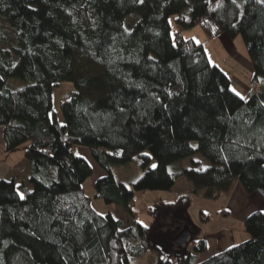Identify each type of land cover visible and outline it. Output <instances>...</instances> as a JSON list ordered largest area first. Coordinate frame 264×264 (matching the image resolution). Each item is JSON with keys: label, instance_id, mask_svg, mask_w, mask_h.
<instances>
[{"label": "trees", "instance_id": "16d2710c", "mask_svg": "<svg viewBox=\"0 0 264 264\" xmlns=\"http://www.w3.org/2000/svg\"><path fill=\"white\" fill-rule=\"evenodd\" d=\"M241 2L0 0L4 149L28 144L34 186L24 198L23 184L0 180V264H135L149 252L155 264H264V211L246 217L245 242L212 257L165 250L151 226L127 225L94 208L83 189L92 165L75 153L79 145L92 150L106 171L95 192L127 211L136 191H168L180 177L207 198L231 193L237 183L264 198V3ZM135 12L140 18L127 27ZM171 14L181 29L199 24L210 38L241 35L259 93L243 98L203 43L181 32L174 39ZM11 78L25 85L16 91ZM65 81L76 90L61 103V125L52 93ZM198 154L210 167L192 162L171 170ZM131 162L143 175L128 187L111 168ZM189 196L148 211L185 208ZM194 241L203 253L207 241Z\"/></svg>", "mask_w": 264, "mask_h": 264}, {"label": "crops", "instance_id": "0c3cea01", "mask_svg": "<svg viewBox=\"0 0 264 264\" xmlns=\"http://www.w3.org/2000/svg\"><path fill=\"white\" fill-rule=\"evenodd\" d=\"M193 28L195 29L197 28V26ZM194 29H190V30H194ZM185 32L186 31L184 30L182 31V34L184 36H185ZM200 36H201L200 42L203 44L204 42L206 43L208 41L211 42L214 40L209 36H207L206 33L201 34ZM190 37L191 38L194 37V39H196L195 36H190ZM217 37L222 40L223 46H226L229 43L234 42V41L232 42L231 41L232 39L226 34L225 35L222 34ZM221 50H222L221 52L218 51V53L216 54V61L214 64L215 65L217 64L220 68H222L224 72L229 76V78H231V88L234 89L243 98L246 99L247 98L246 92L249 90L250 79L253 77V70H254L251 61L247 60L246 56H244L243 53H239L236 50H232L230 53L228 52V49H224L221 47ZM206 51L211 61V57L209 56L207 47H206ZM241 65L247 68L248 70L251 69L252 72L250 73L249 76L247 75L248 73H244V74L239 73L240 78L235 79V74L237 73L236 69ZM27 145L28 144L25 143V145L15 148L12 151H5L4 149L5 142L3 140V135L0 126V180H15L17 184L19 185L23 184L24 189H22L20 193L21 196H23L24 198L27 197L26 196L27 193L31 192L34 188L33 184H31L30 182L31 166L29 160L26 158V152H25ZM75 150H76L75 152L76 155L78 156L80 155L84 157L92 165L93 174L91 176H92V182H94L93 184L95 187V181L99 178H102V176L106 175V171L99 166L96 160H94L91 149L79 145L75 148ZM204 158L205 157L203 155L198 154L194 157H191V161L187 159L185 160L187 162L185 161L179 162L177 163V165L174 166L175 168L174 171L182 167L187 169L191 168L193 167L192 162L198 163L197 169H207L208 167H210V164L209 161L206 158L205 159L208 162L205 161ZM111 170L113 171L116 179L119 180V182H121L122 184H126L128 187H132L133 183H135V181L143 175V170L140 171L138 169L134 171L133 176H127L124 179H119L116 170H114L113 166ZM181 178L184 180H181L180 182L181 185L178 186L177 185L178 180ZM179 179L176 181L175 185L170 190H168L169 193L172 194L169 196L167 194L164 195L165 198L164 199L162 198L159 201H163L166 203L176 202L178 201L180 195L189 194V192L190 193L195 192L193 183L190 180H188L186 177H180ZM153 191H157V190H153ZM200 192L202 193V191ZM157 193H148V189L136 191L135 203L133 204L130 211H127L126 208L119 205L122 209L116 208L114 210H111L110 213H112L114 217L121 219L127 225H135L137 222L142 223L139 220V213L141 211H147L149 207H151V204H149L150 202H145L144 200L150 199L151 197L154 196L157 197L158 195ZM96 196H98L97 192H96ZM214 202L218 207L217 212L221 214L223 213L226 218H223V220L221 221V226L219 228H214L212 231H210L208 226L207 228L208 231L204 235H202L201 238H199V239H205V241H207L206 249L203 251L199 259L212 257L215 254L223 252L225 249L230 248L237 243L245 242L250 237L249 233L245 229L246 217L251 213H254L256 210L264 209V198L260 196V194H258L257 192L248 193L245 190L244 186H242L240 183H237L235 185V188L232 190L231 193L228 194L222 193L219 196L215 197ZM208 217L209 215H207L205 219H208ZM230 217H233L234 219L231 221ZM142 224L145 225L144 223ZM149 255L145 253L144 255L138 257V259H135L134 263L135 264L139 263L141 259H144ZM152 260H153V264H155L156 257L155 256L152 257Z\"/></svg>", "mask_w": 264, "mask_h": 264}, {"label": "rangeland", "instance_id": "374dc122", "mask_svg": "<svg viewBox=\"0 0 264 264\" xmlns=\"http://www.w3.org/2000/svg\"><path fill=\"white\" fill-rule=\"evenodd\" d=\"M239 2H241V0H238ZM243 3V2H241ZM178 16L175 14H171L170 15V24L172 26V37H174V39L176 38L175 36L178 33H182V31H186L185 32V37H190V36H195L196 40L198 42H200L201 39V34H204V30L202 29L201 25L197 24V28H193L194 30H190V29H184L180 26H178L176 18ZM139 13L135 12L132 13L131 15H129L127 17V21H126V26L131 27L136 21H138L139 19ZM195 27V26H194ZM5 32L6 34L10 35L12 37L13 40L16 39V34H14L11 29L5 27ZM214 39L211 42H204L205 47H207L208 49V53L209 56L211 57V62H213V64L216 61V54L219 52H221V47L224 49H228V52L230 53L232 50H236L239 53H243L244 56H246L247 60H250L249 55H247V47L244 44L243 41V37L241 35L237 36L235 39H232L231 41L233 43H229L226 46H223V42L221 39H219L218 37L212 38ZM237 73L235 74V79L240 78L239 77V73H248L247 75L249 76L250 73L252 72V70H248L247 68H245L244 66H240L237 69ZM234 78V77H232ZM253 78V77H252ZM251 78V79H252ZM234 79V80H235ZM250 79V81H251ZM236 81V80H235ZM25 85V82L23 80H20L18 78H11L10 83H9V87L13 88L14 90L18 91L20 89H22V87ZM76 87L75 85H73V82L71 81H65V82H61L60 84H58L57 86H55L53 93H52V97H53V104H54V108L56 110L57 113V118L60 122L61 125H64L65 123V118L63 117V113H62V107H61V103L64 99V95H66V93H70L72 91H75ZM264 91V89H263ZM248 92V91H247ZM246 92V94H247ZM189 161H191V158H188ZM205 161H207L204 158ZM187 162V161H185ZM184 162V163H185ZM208 162V161H207ZM153 165L156 166V160H154ZM152 165V167H153ZM114 170H116V173L119 177V179H124L127 176H133L134 171L136 170H142L138 167V165L136 164V162H131L128 164H123V165H113ZM175 168L174 166L171 168V170L173 171ZM181 180L184 179H179L178 180V186L181 185ZM94 182H92V176L89 177L88 179H86L84 181L83 184V189L84 192L87 193L90 198H91V203H93L94 208L97 209V211H99L102 214H105L107 212H110L111 210H114L116 208H120L122 209L118 204L116 203H107L104 198H101L99 196H96V192H95V187H94ZM158 192V193H157ZM148 193H157V197H151L150 199H145V202H150L149 204H151V207L155 206L157 201L161 200L162 198L164 199L165 196L164 195H171L172 193L165 192L162 190H157V191H153V190H148ZM185 195H190V202L188 204L187 207L185 208H180L179 211L177 210H172L171 208H159L158 212L156 211L155 213H150L147 211H141L139 213V220L144 223L147 227L151 226V235L152 238L159 244H161V246L165 249V250H169L170 248L174 249V250H178L180 251L181 248H185L188 249L189 246L193 243L194 240H197L199 238L202 237V235H204L208 230V226H209V230L212 231L214 228H219L221 226V221L223 220V218H226L224 216V214L222 215L221 213H218V207L216 205L215 198H207L206 196H204L203 193L200 192L199 193H190L189 194H185ZM167 196V197H168ZM169 198V197H168ZM167 198V199H168ZM161 202V201H159ZM150 208V207H149ZM118 209V210H120ZM156 215V216H155ZM209 215L208 219H205L206 216ZM234 218L230 217V220L232 221ZM188 225L191 230L193 231V234L191 236L190 239V243L187 246H177L176 243H174L173 238L180 233V230L184 227ZM194 239V240H193ZM149 256L145 257L144 259H141L139 261V263L137 264H153V260L152 257H156V255H154L153 253L149 252L147 253ZM154 255V256H153ZM157 258V257H156Z\"/></svg>", "mask_w": 264, "mask_h": 264}, {"label": "built area", "instance_id": "2783aa9c", "mask_svg": "<svg viewBox=\"0 0 264 264\" xmlns=\"http://www.w3.org/2000/svg\"><path fill=\"white\" fill-rule=\"evenodd\" d=\"M261 89V82L256 79L255 77H253L250 81V85H249V90L247 92V97H253L255 95H257L259 93ZM70 98L69 94L66 93V95H64V99L63 102L66 101V99ZM192 253H194L197 258L199 259V257L202 255V252L200 251V244L198 241H193V243L189 246L188 248Z\"/></svg>", "mask_w": 264, "mask_h": 264}, {"label": "water", "instance_id": "95a60500", "mask_svg": "<svg viewBox=\"0 0 264 264\" xmlns=\"http://www.w3.org/2000/svg\"><path fill=\"white\" fill-rule=\"evenodd\" d=\"M192 233L193 231L191 230V228L186 225L180 230V233L173 238V241L179 247L187 246L190 243L189 241L191 239Z\"/></svg>", "mask_w": 264, "mask_h": 264}, {"label": "snow or ice", "instance_id": "6c2138e0", "mask_svg": "<svg viewBox=\"0 0 264 264\" xmlns=\"http://www.w3.org/2000/svg\"><path fill=\"white\" fill-rule=\"evenodd\" d=\"M233 3H236V0H232ZM260 3H264V0H259ZM153 167H155V165H153ZM23 198V197H21ZM262 211H264V209H262Z\"/></svg>", "mask_w": 264, "mask_h": 264}]
</instances>
